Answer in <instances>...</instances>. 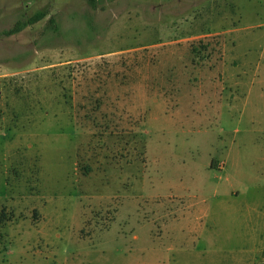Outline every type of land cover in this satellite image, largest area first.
I'll use <instances>...</instances> for the list:
<instances>
[{"label": "rangeland", "instance_id": "374dc122", "mask_svg": "<svg viewBox=\"0 0 264 264\" xmlns=\"http://www.w3.org/2000/svg\"><path fill=\"white\" fill-rule=\"evenodd\" d=\"M38 10L0 35V264H260L264 0H0V32Z\"/></svg>", "mask_w": 264, "mask_h": 264}, {"label": "trees", "instance_id": "16d2710c", "mask_svg": "<svg viewBox=\"0 0 264 264\" xmlns=\"http://www.w3.org/2000/svg\"><path fill=\"white\" fill-rule=\"evenodd\" d=\"M91 1H93V0H91ZM45 15H46V12L45 11L38 10V11L34 12L31 16L27 17L26 19L16 20L11 27H9L7 29H3L0 32V35L10 36L12 34L18 33L23 28H25L26 26L31 25V24H33V23L41 20L42 18H44ZM49 22L50 23H53L54 22V19L52 17H50L49 18ZM52 28L55 31L57 29L56 26H54ZM260 264H264V249H263V260H262V262Z\"/></svg>", "mask_w": 264, "mask_h": 264}, {"label": "crops", "instance_id": "0c3cea01", "mask_svg": "<svg viewBox=\"0 0 264 264\" xmlns=\"http://www.w3.org/2000/svg\"><path fill=\"white\" fill-rule=\"evenodd\" d=\"M2 80H3V75H0V81L2 82Z\"/></svg>", "mask_w": 264, "mask_h": 264}]
</instances>
